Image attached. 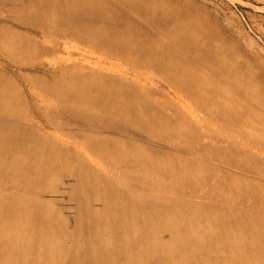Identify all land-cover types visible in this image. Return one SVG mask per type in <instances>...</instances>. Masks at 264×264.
Wrapping results in <instances>:
<instances>
[{
    "label": "rangeland",
    "instance_id": "1",
    "mask_svg": "<svg viewBox=\"0 0 264 264\" xmlns=\"http://www.w3.org/2000/svg\"><path fill=\"white\" fill-rule=\"evenodd\" d=\"M201 33L208 44L196 38ZM182 64L188 72L174 74L172 70ZM140 65L146 71L143 75ZM155 67L159 72H148ZM75 75L93 78L104 87L120 80L141 83L137 95L151 99L172 130L157 135L144 125L121 117L117 121L118 115L109 112L102 114V120L73 117L62 111L58 91L57 97L41 94ZM183 81L185 85L196 81L199 87L180 95L172 87ZM256 87L264 94V0H0V132L33 130L56 146L51 154L59 170L52 185L38 193L32 187H19L15 193L35 195L54 205L59 212L55 223L66 226L65 231L75 232L80 210L103 204L100 199L90 204L79 201L78 171L88 169L92 179L97 172L96 182L102 181L100 172L114 177L121 172L95 152L89 144L93 139L98 144L108 141L106 148L134 146L163 164L188 165L191 172L181 187L183 199L190 206H206L204 223L225 222L232 220L233 212L246 211L248 225L262 226L264 205L257 196L264 191L263 141L235 137L233 129L222 139L215 126L207 136L203 118L217 108L218 92L232 91L264 119V105L245 91ZM200 100L205 105L199 106ZM1 133L0 145H8ZM61 155L63 165L56 160ZM147 172L151 179L158 178L153 166ZM165 179L180 185L179 174ZM237 180L255 187L237 190ZM148 189L146 194L155 195V187ZM163 234V243L168 242L169 233ZM255 242L264 247V226ZM231 243L228 240L225 248ZM209 246L211 242L206 243ZM217 256L226 254L220 250Z\"/></svg>",
    "mask_w": 264,
    "mask_h": 264
},
{
    "label": "bare ground",
    "instance_id": "2",
    "mask_svg": "<svg viewBox=\"0 0 264 264\" xmlns=\"http://www.w3.org/2000/svg\"><path fill=\"white\" fill-rule=\"evenodd\" d=\"M196 38L209 43L204 33ZM138 70L141 74L146 72L141 65ZM186 70L182 64L172 72H188ZM148 72H159V69L151 68ZM183 83L178 86L173 84L175 88L172 87L180 95H190L199 87L196 81ZM140 84L120 80L114 86L104 87L93 78L75 75L59 88L51 86L42 89L41 94L46 98L60 94L61 98L57 99L62 111L73 117L88 115L102 120V114L109 112L119 116L115 117L117 121L121 117L132 124L144 125L157 135L169 133L172 124H169L167 116L157 111L151 99L137 95V90L142 91ZM245 91L254 102L264 105V94L257 87L253 90L245 88ZM218 93L220 95L215 100L217 108L203 117L207 136L215 126L222 139L229 129H233L234 136L260 138L264 143V119L258 118L254 106L241 101L232 91L225 95ZM205 103L200 100L199 106ZM146 108H149L148 112H145ZM219 118L225 122L216 125ZM1 136L8 141V145H0V264H264V247L255 242L264 224L258 226L253 222L248 225L246 211L233 212L232 220L223 222L220 219L209 225L204 223L206 206H190L183 199L181 187L184 188L182 185L189 181L191 172L188 165L180 162L176 165L163 164L154 154L134 146L106 148L109 144L106 140L98 144L97 139H93L89 144L121 172L118 177L100 172L102 181L99 183L96 182L99 177L97 172L92 174L93 181L88 176V169L78 171L76 192L80 194L79 201L90 204L100 199L103 204L98 209L80 210L75 232L65 231L66 226L55 223L59 212L54 205L35 195L28 198L26 193H15L19 187H32L38 193L42 187L52 185L59 176L51 154L56 146L37 136L33 130L21 133L12 130L1 133ZM56 157L57 162L62 164V155ZM151 166L158 178H150L147 169ZM174 174H179L180 185H171L165 179ZM13 183V187L2 189ZM175 186L179 187L173 189ZM151 187H155V195L146 194ZM234 187L250 191L255 186L237 180ZM259 193L258 203L264 205V191ZM219 214L225 213L220 211ZM164 232L170 235L165 243L161 238ZM228 240L232 243L225 248ZM207 242H211V246L206 247ZM220 250L225 252V257L218 258ZM209 254L211 256H207Z\"/></svg>",
    "mask_w": 264,
    "mask_h": 264
}]
</instances>
